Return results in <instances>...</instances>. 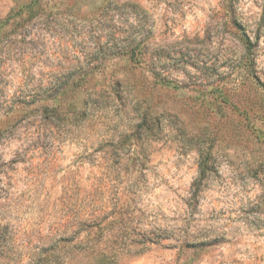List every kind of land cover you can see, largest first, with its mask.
<instances>
[{
    "label": "rangeland",
    "instance_id": "374dc122",
    "mask_svg": "<svg viewBox=\"0 0 264 264\" xmlns=\"http://www.w3.org/2000/svg\"><path fill=\"white\" fill-rule=\"evenodd\" d=\"M262 90L264 0H0V264H264Z\"/></svg>",
    "mask_w": 264,
    "mask_h": 264
},
{
    "label": "trees",
    "instance_id": "16d2710c",
    "mask_svg": "<svg viewBox=\"0 0 264 264\" xmlns=\"http://www.w3.org/2000/svg\"><path fill=\"white\" fill-rule=\"evenodd\" d=\"M121 5L122 6H137L136 4L130 3L128 1L122 2ZM239 41H240V43L243 46L244 51H245L246 64H244V65L246 67L247 62L249 61L250 55L253 53V43L251 42L249 37L244 32L240 33ZM138 45H139V42L135 43V46H137V47H134L133 44H131V43H125V45H123L122 47L117 49V51L114 53V55L127 56L130 61L138 64L141 62L140 58H135L136 53L139 52V50H141V48ZM160 80L162 83H164L163 78ZM261 96H262V99L264 100V90H262ZM143 119H146L145 116H143ZM208 148H207V151H204L201 148L198 149V169H199V177H200L199 179L204 178L206 176V174L209 171H211V164L209 163L210 155H209ZM46 264H50V263H46Z\"/></svg>",
    "mask_w": 264,
    "mask_h": 264
}]
</instances>
